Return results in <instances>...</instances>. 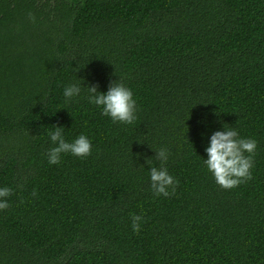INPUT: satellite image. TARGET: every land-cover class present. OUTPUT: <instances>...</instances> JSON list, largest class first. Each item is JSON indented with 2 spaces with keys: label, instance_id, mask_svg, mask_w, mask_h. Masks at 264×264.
Wrapping results in <instances>:
<instances>
[{
  "label": "trees",
  "instance_id": "trees-1",
  "mask_svg": "<svg viewBox=\"0 0 264 264\" xmlns=\"http://www.w3.org/2000/svg\"><path fill=\"white\" fill-rule=\"evenodd\" d=\"M114 81L132 124L89 102ZM224 125L258 142L253 179L230 190L204 164ZM55 126L91 155L49 164ZM160 148L169 197L151 189ZM5 186L0 264H264V0H0Z\"/></svg>",
  "mask_w": 264,
  "mask_h": 264
},
{
  "label": "clouds",
  "instance_id": "clouds-1",
  "mask_svg": "<svg viewBox=\"0 0 264 264\" xmlns=\"http://www.w3.org/2000/svg\"><path fill=\"white\" fill-rule=\"evenodd\" d=\"M29 16L35 22L34 14L29 13ZM87 88L89 102L100 107L102 115L110 117L114 123L132 124L137 119V102L134 94L123 82H112L106 93L99 92L98 85H90ZM80 93L81 87L73 83L65 87L63 95L70 101ZM224 129L211 135L210 144L206 148L208 158L204 159V164L213 174L215 182L222 189L230 190L253 179L252 169L258 142L253 138H241L235 128H226L224 125ZM48 136L53 145L47 151L49 164H60L62 154L70 153L85 158L92 153V142L87 135L81 134L74 141L68 142L64 136V128L55 126L54 130L49 131ZM154 151L159 167L152 166L150 169L151 189L155 196L175 195L179 181L166 167L170 152L167 148ZM12 195V188L0 187V210H7L10 207L8 198ZM31 195L38 197V192L33 190ZM131 219L133 231L139 233L144 217L134 214Z\"/></svg>",
  "mask_w": 264,
  "mask_h": 264
}]
</instances>
